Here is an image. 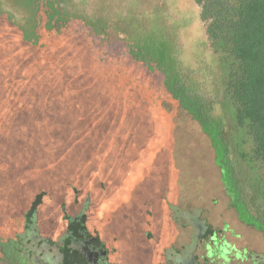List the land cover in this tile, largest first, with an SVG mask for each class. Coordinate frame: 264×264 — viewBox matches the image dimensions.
<instances>
[{
  "label": "rangeland",
  "instance_id": "obj_1",
  "mask_svg": "<svg viewBox=\"0 0 264 264\" xmlns=\"http://www.w3.org/2000/svg\"><path fill=\"white\" fill-rule=\"evenodd\" d=\"M77 1H85L86 9L94 16L105 15L102 17L105 22L112 23L113 20L124 35L128 31L129 41L134 42L141 56L156 55L153 48H157L158 51L161 45L163 50L170 53L167 55L168 61L173 55H179L184 66L201 68L205 74L210 75L211 87L220 88L224 79L221 56L210 47L206 28L200 17L201 9L195 0ZM34 7L39 11L38 19L31 16L30 11L27 10ZM0 8L17 24H15L17 31H24L20 37L26 45V50L22 57L15 60V66L18 70L22 67L26 69L27 74L34 81L32 90L34 94L44 97L42 83L48 80L52 81L49 83L55 85L58 90L63 91L73 90L71 85L74 81L92 91L98 105L101 106L99 107L101 113L96 122L90 121V114L94 109L86 107L78 111L84 122H88L94 130L87 138L61 135L58 141H54L50 138L47 127L35 124L28 114L21 124L23 129L20 136H18V128L14 129L15 125L11 124L13 130L9 134L13 137L11 139L15 140L14 146L5 153L0 151L1 211L6 210L10 216L34 194L44 190L55 193L56 189L63 187L60 177L79 178L88 169L96 171L99 168L97 175L99 178L109 172L112 173L113 170L118 176L126 171L148 170V167L154 166L158 155L165 156L164 150L168 148L172 151L175 166L177 165L175 169L177 177L180 178L179 175L182 177L184 170L188 171L194 177L193 185L198 180L197 177L200 175L205 177L203 164L200 163L204 161L201 154L207 153L212 156L214 154L216 160L227 158L222 142L223 133L219 137L215 132L210 135L205 129L207 132L204 133V139L200 140L201 129H199L200 133L197 130L191 133L188 131L190 129L182 126L183 120L187 117L184 115L180 119L177 117V112L181 114L179 107H174L172 103L166 106L155 105L154 100L150 101L151 104L145 105L149 103L147 94L150 98L157 97L156 90L150 86L149 89L144 87L137 90L143 93L138 99L141 106L135 105L131 96L133 91L126 89L128 82L130 85L131 78L158 82L162 75L142 70L135 62L132 63L137 66L128 67L127 64L131 61L129 56L125 55L126 47L122 41L112 37L108 40L102 39L80 21H73L61 33L50 31L47 29L49 23L47 14L51 13L52 9L45 8L39 3L34 4L26 0H0ZM76 11L78 9H75ZM39 40L37 47H31ZM162 41L165 43L161 44ZM4 60L0 55V64H3ZM120 84L123 90L116 88ZM124 95H128L127 98H130L132 105L127 106ZM38 101L39 99L37 103L33 102L31 112L43 110ZM12 111V106L4 104L0 116ZM222 116L227 118L228 111L218 105L214 120L218 121ZM92 120H94L93 116ZM60 122L63 123V120ZM229 123L225 130L227 139L235 135L232 123ZM1 126L0 150L3 145L9 147L7 144L9 126L3 125L2 130ZM105 126L114 130L111 139L118 144L117 146L105 147L110 141L106 138L100 139L98 131L101 134L104 130L99 129ZM130 130L135 132V138L141 144L142 151L132 152L126 149ZM12 131L16 134H11ZM93 143L102 145V150L99 155L96 154L97 156L86 153V146ZM97 152V149L93 150V153ZM232 153L237 157L234 150ZM58 159H64L65 163L63 162V169L57 171L55 168ZM106 160L118 161L113 162L116 164L113 170L112 167L108 168ZM92 164L94 170L89 166ZM11 223V218H0V225H5L0 235L11 230Z\"/></svg>",
  "mask_w": 264,
  "mask_h": 264
},
{
  "label": "flooded vegetation",
  "instance_id": "obj_2",
  "mask_svg": "<svg viewBox=\"0 0 264 264\" xmlns=\"http://www.w3.org/2000/svg\"><path fill=\"white\" fill-rule=\"evenodd\" d=\"M127 144L142 151L135 136ZM169 149L148 170L118 176L108 160L106 176H63L55 193L34 194L10 216L0 209L12 219L0 264H264V224L246 211L229 169H240L238 155L201 154L205 177L193 185L190 172L177 177Z\"/></svg>",
  "mask_w": 264,
  "mask_h": 264
},
{
  "label": "trees",
  "instance_id": "obj_3",
  "mask_svg": "<svg viewBox=\"0 0 264 264\" xmlns=\"http://www.w3.org/2000/svg\"><path fill=\"white\" fill-rule=\"evenodd\" d=\"M26 1L52 9L51 13L47 14L48 30L61 33L73 21H80L102 39L108 40L112 37L122 41L126 47L125 55L127 54L131 61L127 64L128 67L138 65L151 74L162 75L158 82L154 80L147 82L144 80V82L136 77L131 78L130 85L128 82L126 89L133 91L131 96L135 105L141 106L138 99L143 93L137 90L144 87L149 89L150 86L156 90L157 97L150 98L147 94L149 103L145 105L151 104L153 102L151 100H154L155 105L166 106L172 103L174 107H179L181 114L179 115L177 110V117L179 119L183 118V115L187 117L185 120L182 119V126L190 129L188 131L191 133L196 130L199 132L201 129L200 140L204 139V133L207 131L210 135L215 132L219 137L223 133L222 142L226 159L232 161L230 158L232 150L239 157L240 169L233 165L229 169L240 200L247 206L246 211L250 217H255L264 224V0H195L201 9L200 17L206 28L210 47L221 56L224 79L220 88L211 87L210 75L205 74L201 68L184 66L179 55H173L168 61L167 55L170 53L163 50L161 45L158 51L157 48H153L156 55L141 56L138 47L134 42L129 41L128 31L124 35L113 20L112 23L110 21L108 23L102 18L105 15L94 16L82 2ZM75 9L78 11L75 12ZM27 10L30 11L31 16L38 19L39 11L36 7ZM15 24L11 16L0 8V55L5 59V62L0 64V110L4 104L13 108L12 112L0 116L1 130L3 125L9 126L7 140L9 147L3 145V150L0 151L5 153L13 148L15 140L11 139L13 137L9 134L13 130L11 124L15 125L14 129L18 128V136H20L23 129L21 124L24 123L27 114L35 124L45 125L50 138L54 141H58L61 135L87 138L94 130L88 122H84L78 111L86 107L94 109L90 114V121H97L101 106L93 96L94 93L83 84L74 81L71 85L73 90H58L48 80L42 83L44 97L34 94L32 91L34 81L29 77L26 69L22 67L18 70L15 66V60L22 57L26 50V45L20 37L24 31L19 29L17 31ZM39 43L40 40L31 47H37ZM116 88L123 90L122 84ZM128 95H124V99L127 106H130L132 104L130 98H127ZM38 99V104L43 110L31 112L33 102L37 103ZM218 105L226 109L229 116L227 118L222 116L216 121L214 114ZM61 120L63 123L60 122ZM228 123H232L235 132L234 137L229 139L225 137ZM99 130H104L101 134L98 131L100 139L106 138L110 141L105 147L118 145L111 139L114 131L111 127H100ZM131 132L135 133L130 130L129 138L135 136ZM13 133L15 131L11 132ZM85 149L91 156H97L102 150V145L88 144ZM94 149L98 152L93 153ZM63 162L65 163L64 159H58L55 168L57 171L63 167ZM108 162L106 160L105 163Z\"/></svg>",
  "mask_w": 264,
  "mask_h": 264
}]
</instances>
